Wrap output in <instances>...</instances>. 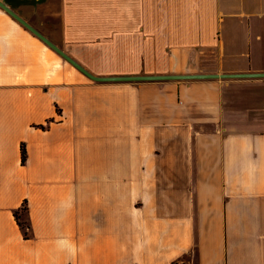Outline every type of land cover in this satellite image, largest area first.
<instances>
[{
  "label": "crops",
  "instance_id": "0c3cea01",
  "mask_svg": "<svg viewBox=\"0 0 264 264\" xmlns=\"http://www.w3.org/2000/svg\"><path fill=\"white\" fill-rule=\"evenodd\" d=\"M2 1L264 72V0ZM173 263L264 264V76L0 7V264Z\"/></svg>",
  "mask_w": 264,
  "mask_h": 264
},
{
  "label": "water",
  "instance_id": "95a60500",
  "mask_svg": "<svg viewBox=\"0 0 264 264\" xmlns=\"http://www.w3.org/2000/svg\"><path fill=\"white\" fill-rule=\"evenodd\" d=\"M0 7L3 8L7 13H9L18 22L28 28L33 32L38 38H40L49 47L55 50L59 55L71 63L75 68L85 74L88 78L97 81H115V80H150V79H179V78H205V77H241V76H264V72H244V73H222V74H159V75H116V76H99L94 75L88 70H86L81 64L64 52L61 48L51 42L47 37H45L41 32L35 29L31 24L9 8L2 0H0Z\"/></svg>",
  "mask_w": 264,
  "mask_h": 264
},
{
  "label": "trees",
  "instance_id": "16d2710c",
  "mask_svg": "<svg viewBox=\"0 0 264 264\" xmlns=\"http://www.w3.org/2000/svg\"><path fill=\"white\" fill-rule=\"evenodd\" d=\"M25 159H26V151H25L24 146H22L21 147V161L24 162ZM23 209H26L25 206ZM14 213H15V217L17 219L18 224L24 229V234L26 235L27 234V228L29 227V225L25 221L20 219L18 212L15 211Z\"/></svg>",
  "mask_w": 264,
  "mask_h": 264
},
{
  "label": "built area",
  "instance_id": "2783aa9c",
  "mask_svg": "<svg viewBox=\"0 0 264 264\" xmlns=\"http://www.w3.org/2000/svg\"><path fill=\"white\" fill-rule=\"evenodd\" d=\"M173 264H176V263H173Z\"/></svg>",
  "mask_w": 264,
  "mask_h": 264
}]
</instances>
